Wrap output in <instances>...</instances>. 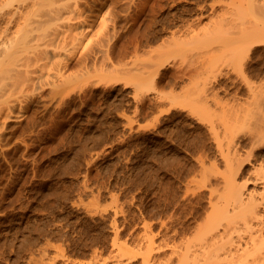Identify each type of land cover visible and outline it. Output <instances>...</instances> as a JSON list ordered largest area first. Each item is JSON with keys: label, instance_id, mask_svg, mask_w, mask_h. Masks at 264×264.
<instances>
[{"label": "rangeland", "instance_id": "374dc122", "mask_svg": "<svg viewBox=\"0 0 264 264\" xmlns=\"http://www.w3.org/2000/svg\"><path fill=\"white\" fill-rule=\"evenodd\" d=\"M229 1L88 3L81 44L0 111V264H94L124 244L171 264L211 191L232 178L259 201L264 42L238 40L257 15Z\"/></svg>", "mask_w": 264, "mask_h": 264}, {"label": "bare ground", "instance_id": "6f19581e", "mask_svg": "<svg viewBox=\"0 0 264 264\" xmlns=\"http://www.w3.org/2000/svg\"><path fill=\"white\" fill-rule=\"evenodd\" d=\"M242 1L246 2L245 0H239L240 6L243 3ZM90 2L88 0H0V111L7 110L8 113H5L8 116H12L13 91L16 88H24L25 85L29 87V84H32L33 87L35 81L48 75L49 70L47 69L50 66L55 65L59 68L66 53L71 48L81 44L82 37L86 35V32L91 27V23L87 18L88 15L85 16V13L91 8L89 6L90 8L86 11L88 3H92ZM248 2L254 8V11L251 12H256L257 17L253 16L256 18V23L251 18L254 21H252L253 23L250 22L251 26L254 25L255 27L247 26V28L249 27L247 30H245V27V29L241 30L243 32H240V36L249 37L250 42L249 40L247 41L250 44H258L264 42V11H262L264 10V0H249ZM229 3L225 5L228 6ZM231 3L234 4L236 2ZM225 8L226 12L230 11L228 7L225 6ZM231 13H228L230 15L228 17L229 15L225 16L226 13L223 15L221 12L220 14L223 17L219 14L217 18L220 21L221 19L225 20L226 22L224 23L231 19L229 22H234L236 16L233 15V12ZM253 13L248 14V16H252ZM242 17H238L239 21H243V19L246 21V17ZM249 21L247 20L248 23ZM239 37L238 40H246L245 37H240V39ZM64 77L66 78V76ZM64 77L62 78L61 76L62 81ZM3 118L9 120V117L5 118V114ZM261 135L258 134L256 136V140L254 139L253 141L255 144ZM234 147L233 149L237 151V147ZM228 151L230 152L231 150ZM228 151H226L227 154L229 153ZM233 151H231L233 154L239 155V151L238 153ZM222 153L225 154L224 152ZM232 153V157L229 156L231 160L235 156ZM228 155H223V158L225 157L224 159L229 162ZM234 159L237 164L235 165L238 166L239 164L240 166L238 157L235 156ZM228 162H226L227 164L225 163L226 166ZM232 162H229L230 165ZM231 166L233 167V163ZM239 166L236 168L238 169ZM258 167L262 171V167L260 165ZM230 169L235 171L234 175L238 174L237 169V171L231 167ZM261 174V176L257 174V178L251 179H254V184L256 181V183L261 185V191L263 189V192L260 191L262 194L259 193V195L261 194L259 201L255 196V192L253 193L254 195L250 192H243L242 186L239 185L238 187L237 182L233 181L232 178L231 184L227 185L225 190V178H223L224 188L222 187V190L224 189L225 192L223 191V193L221 188V192L217 191L219 188L211 191V194H218L219 192V195L214 194L218 198L213 196L217 201H212L213 198L212 196L210 197L212 198V200L210 199L212 201L210 202L212 210L209 207L210 211L205 215V217L207 215L208 217L204 218L205 223H203L204 221L202 224L200 223L202 227L198 224L196 227L198 229L195 231L196 234L194 232L189 234V232V235H185L186 237L184 238L186 240L184 239L182 242L183 247L181 244L182 249L178 251L174 247L175 251L171 252L172 255H169L171 257H166L169 259L167 261H172L174 257L176 261L173 260L172 263L175 262V264H264V210L262 211L260 208V205L264 206V173L262 172ZM233 178L235 180V177ZM213 208L216 209L214 212ZM164 238L162 239L163 241L161 240L162 242L167 240ZM113 245L115 244L113 243ZM124 245L122 247L117 245L116 248L118 250H112L106 259L96 256L94 264H109L111 260L114 261V264H135L133 259L136 255L131 253ZM165 245H167V241H165ZM158 246L159 249L163 248V251H165L163 245V247ZM171 246H174V244ZM171 248L173 249V247ZM153 249L155 248L153 247ZM161 251L159 252L160 254L164 253L163 251L161 253ZM164 254L166 255V253ZM164 254L162 255L165 256ZM137 257L139 256L137 255ZM154 257L153 260L155 259ZM161 257L157 256L156 259L160 260ZM109 259L111 260L108 261ZM151 259L146 261L143 259L145 262L142 260V264H155L156 262L152 263Z\"/></svg>", "mask_w": 264, "mask_h": 264}]
</instances>
